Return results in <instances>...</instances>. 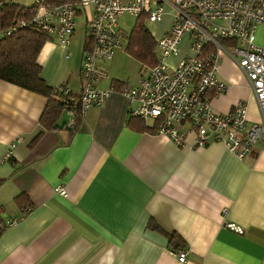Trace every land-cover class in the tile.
<instances>
[{
  "label": "crops",
  "instance_id": "crops-1",
  "mask_svg": "<svg viewBox=\"0 0 264 264\" xmlns=\"http://www.w3.org/2000/svg\"><path fill=\"white\" fill-rule=\"evenodd\" d=\"M86 12L82 38L75 29L67 51L48 40L37 56L43 81L66 84L76 97L92 7ZM170 22L171 16L157 26L159 36ZM188 53L186 36L169 63ZM128 57L120 49L98 62L109 77L97 87L117 90L78 123L63 110L55 129L39 123L45 96L0 79V210L6 221L19 218L0 233V264H264V147L253 144L240 160L222 142L178 146L135 129L128 123L129 101L118 88L135 84L144 65ZM230 62L220 55L228 86L211 105L224 114L245 100L249 121H259L248 83ZM144 123L153 125L150 119ZM17 138L11 158L3 161ZM58 185L66 196L55 191ZM20 193L30 208L23 217L14 200ZM170 233L185 242L183 263L169 246Z\"/></svg>",
  "mask_w": 264,
  "mask_h": 264
},
{
  "label": "built area",
  "instance_id": "built-area-1",
  "mask_svg": "<svg viewBox=\"0 0 264 264\" xmlns=\"http://www.w3.org/2000/svg\"><path fill=\"white\" fill-rule=\"evenodd\" d=\"M16 1L0 0V6ZM31 1L30 17L0 30V39L19 28L33 27L67 51L72 44L77 15L87 16L86 9L92 7L85 21V40L90 41V46L82 51L79 67L81 116L89 108L100 106L117 90L113 85L104 89L96 84L109 77L98 62L110 60L117 50L124 48V41H127L125 47L128 43V36H123L128 34L119 26V17L128 13L153 23L162 21L168 14L170 26L156 38L157 63L142 66L135 84L118 88L129 101L130 116L152 120V132L178 146L200 147L214 140L222 142L240 160L253 144L264 147V46L256 42L258 27H264V0H74L55 5L48 0ZM186 36L189 53L177 59L173 66L169 61L179 54ZM221 54L228 56L246 79L258 107L259 121H249L245 100L237 102L227 113L214 111L212 97L226 91L228 86L220 75ZM54 88L62 94V103L69 105L70 87L59 84ZM69 126L74 127V120ZM19 139L9 144L3 161L11 158ZM55 191L67 195L62 185L55 187ZM17 220H7L3 228ZM225 226L243 232L234 223ZM176 256L183 263L187 251L178 249Z\"/></svg>",
  "mask_w": 264,
  "mask_h": 264
},
{
  "label": "trees",
  "instance_id": "trees-1",
  "mask_svg": "<svg viewBox=\"0 0 264 264\" xmlns=\"http://www.w3.org/2000/svg\"><path fill=\"white\" fill-rule=\"evenodd\" d=\"M74 0H48L51 5ZM30 17V7L21 6L16 3H3L0 6V30L13 25L16 20ZM138 20L128 34V43L125 47L126 53L134 60L143 65L153 66L157 63L156 38L152 36L144 25V17H137ZM49 36L33 27L17 29L0 39V79L16 84L31 91L40 93L47 98V103L40 116L39 123L45 130L55 129L56 122L63 110H69L75 116V121H80V110L78 97L72 94L71 103H62V94L54 87L48 86L41 77V66L37 63V56ZM90 46L89 40H84L85 51ZM135 129L152 132V127L145 126L143 120L131 117L128 121ZM42 133H39L38 138ZM3 180L0 179V183ZM16 204L22 207L21 217L30 210L26 204V196L20 193L14 198ZM20 217V218H21ZM19 220V218H18ZM6 220L0 210V233ZM150 224V223H149ZM169 246L173 251L185 248V242L175 233L169 234Z\"/></svg>",
  "mask_w": 264,
  "mask_h": 264
},
{
  "label": "rangeland",
  "instance_id": "rangeland-1",
  "mask_svg": "<svg viewBox=\"0 0 264 264\" xmlns=\"http://www.w3.org/2000/svg\"><path fill=\"white\" fill-rule=\"evenodd\" d=\"M25 4L30 5L31 4V0H23ZM90 7V6H88ZM84 17H86V15L84 13H82V15H77L76 18V32H77V36L80 35L81 38L83 37V24H84ZM167 17H170L168 14L164 16L163 20ZM138 18L135 16H132L128 13H124L119 17V26L120 28H123L124 32L126 34H129L131 29L134 27L135 23L137 22ZM163 20L160 22H149L146 21L144 19V25L146 26V28L149 30V32L152 34V36L154 38H157L159 35V31L157 29V26H159L160 24L163 23ZM123 36H128V35H123ZM127 41H124V47H125V43ZM256 42L262 46H264V27L263 26H259L256 32ZM122 52L127 56L128 54L126 53L125 49H122ZM129 56V55H128ZM130 57V56H129ZM128 57V58H129ZM127 61H135L134 59H128ZM231 63V62H230ZM232 65H234L233 63H231ZM235 67H237V65H234ZM238 73L241 76V72L238 68ZM66 116V112H63L62 117L64 118ZM257 117H260V114L258 115L257 113Z\"/></svg>",
  "mask_w": 264,
  "mask_h": 264
}]
</instances>
